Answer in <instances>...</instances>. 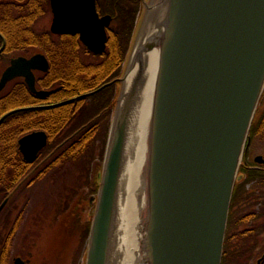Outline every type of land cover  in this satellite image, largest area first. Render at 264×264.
Instances as JSON below:
<instances>
[{"label":"water","instance_id":"1","mask_svg":"<svg viewBox=\"0 0 264 264\" xmlns=\"http://www.w3.org/2000/svg\"><path fill=\"white\" fill-rule=\"evenodd\" d=\"M96 0H50L51 33L79 35L98 54L105 49L108 17ZM2 41L0 54L5 47ZM157 52L144 160V202L138 216V264H221L230 202L251 125L264 93V0H148L119 79L84 264H117L120 207L137 121ZM43 54L17 56L1 72L0 91L24 78L37 96L35 70ZM0 117V124L21 111ZM47 144L43 131L18 140L28 163ZM137 230V229H136ZM15 264H23L17 259Z\"/></svg>","mask_w":264,"mask_h":264},{"label":"flooded vegetation","instance_id":"2","mask_svg":"<svg viewBox=\"0 0 264 264\" xmlns=\"http://www.w3.org/2000/svg\"><path fill=\"white\" fill-rule=\"evenodd\" d=\"M49 1L50 0L46 1L47 4H42L41 2L39 4L38 14L42 15L38 18L39 21L37 23H44V25L40 26V31H38V33L46 32L54 37L69 36L75 38L78 41L76 43H66L63 45H59V43L55 44L54 51L59 50L60 46H63L65 49L77 48L79 50L78 58L71 59L70 63L72 65H62L60 64L62 62L61 60H53L51 62L48 56L42 52L40 46H29L25 52L18 55L12 54L7 56L5 61L2 62V64L6 63L4 69L9 65L10 60L17 56L29 58L40 53L43 54L47 60V69L45 71L35 70L33 74L35 77V88L37 90L48 91L49 94L47 96L39 97L32 93L22 77L11 82L13 83L19 80L24 84L23 86L26 91L36 98L35 104L26 105L24 107L58 104L92 92L105 84L111 83V85L90 96L75 99L72 103L70 102L53 107L68 108L70 111H76L78 116L86 112L91 113V115L85 118V121L71 134H68L61 142L54 144L51 149L48 147L50 143L52 144L51 137L44 131L47 136V144L39 151L36 161L29 164L32 165L31 168L38 167L37 171L39 172L40 170L42 171L47 162L53 160V158L59 154L60 149L63 147H68V153L72 155L74 152L82 153L81 150H83L84 147L88 149L93 147L95 150L93 165L95 167L99 162V154L101 151L103 155L100 161L101 163L103 162L107 142L106 136H103V131L107 124V114H110L109 122H111L114 111L113 101L116 96L117 88L120 85L119 79L122 77L121 67L124 62V56L119 53L118 44L124 32L130 33V38H132L140 21L141 14H143L144 3L148 2V0L95 1V10L99 19L104 17H108L109 19V24L105 27V49L98 54L90 51L85 44L80 42L78 34L51 33L53 11ZM54 55L57 56V54ZM48 75L50 76L49 78ZM46 78L57 84L69 81H94L100 82L101 84L92 88V90L90 89L72 95L69 94V90L65 89L61 84H55L48 88L42 87L40 84ZM61 88L65 90L62 89L63 91H61ZM106 89H108V91H103ZM258 105L251 125L248 144L238 172V178L233 188L230 208L228 209L229 214L225 240H223L224 246L222 261H220L221 264H264V93ZM75 123L76 119L66 127L65 131L72 128ZM20 155L22 157V154ZM72 155L68 157L64 156V158L73 159ZM22 160L27 163L23 157ZM77 190L80 195L78 204L82 203L83 206H87L83 216L85 218L86 211L94 207L95 200L91 201L92 196L89 194V188L82 187ZM13 195L11 191L0 195V224L3 226L8 224L10 218L9 206L11 205L10 202ZM94 195H96V193ZM9 242V233L0 236V264H15L18 259V257L10 258L8 251Z\"/></svg>","mask_w":264,"mask_h":264},{"label":"trees","instance_id":"3","mask_svg":"<svg viewBox=\"0 0 264 264\" xmlns=\"http://www.w3.org/2000/svg\"><path fill=\"white\" fill-rule=\"evenodd\" d=\"M47 0H0V34L5 39V49L0 55V63L5 61L7 56L12 54H20L25 52L29 46H40L42 52L48 56L49 60L62 61V65H72L71 59L78 58L79 50L77 48L65 49L60 46L59 50L54 51L55 44L63 45L66 43L78 42L72 37H54L49 33H38L35 29V24L38 18L42 14L39 12V4H47ZM136 33V30H135ZM132 38L130 33H123L122 38L119 41L118 49L119 53L124 56V62L121 67V75L124 72V68L131 51L134 37ZM1 45V40H0ZM54 54H57L55 56ZM56 61V62H57ZM2 65V64H0ZM1 72V66H0ZM51 75V74H49ZM48 75V78L50 77ZM52 76V75H51ZM46 78L41 82L42 87H51L57 83H53ZM65 89L69 90V94H78L92 88L99 86L100 82H80L69 81L58 83ZM24 84L19 80L14 81L4 91L0 92V117L14 108L24 107L26 105L35 104L36 98L28 93L23 86ZM61 88V91L65 90ZM108 91V89L103 90ZM119 87L117 88L116 96L113 101V108L116 105V99L118 97ZM98 95V94H97ZM76 113V114H75ZM91 113L86 112L78 116L77 112L70 111L68 108H53L34 110L27 112L16 113L0 124V195L8 191L19 190L23 186L28 185L33 180H37L44 175V173L50 171L56 172L68 164H74L80 168V180L81 183L75 188H69L65 192L66 198L64 201L65 210L71 209L73 198L78 193V188H89V194L94 195L97 193L100 172L102 168L103 152L101 151L98 164L93 165L95 150L93 147L88 149L84 147L81 152H74V154L68 153V147L60 149L59 154L46 163L42 171L38 172L37 168H31L32 165L25 163L18 150L17 141L22 135L32 132L34 130L45 131L52 140V144L48 145L49 149L54 144L61 142L68 134H71L81 123L85 121V118L90 116ZM109 117L107 114V124L103 131V136L107 138L109 131ZM76 119V123L73 127L66 130V127ZM64 134V135H63ZM63 135V136H62ZM73 156V159L64 158V156ZM97 167V168H96ZM10 172V173H9ZM65 197V196H64ZM93 210V208H92ZM92 210L86 212V216L78 217L72 213L67 216L66 220L70 221V227L75 230L81 231V240L86 242L90 229V220L92 217Z\"/></svg>","mask_w":264,"mask_h":264},{"label":"rangeland","instance_id":"4","mask_svg":"<svg viewBox=\"0 0 264 264\" xmlns=\"http://www.w3.org/2000/svg\"><path fill=\"white\" fill-rule=\"evenodd\" d=\"M43 25L36 23V31ZM0 66L2 70L6 63ZM53 169L14 193L10 218L6 226L0 224V236L9 233L10 258L19 257L25 264H84L87 239L81 240V231L71 228L66 218L70 213L83 217L87 206L78 204V194L72 208H64L66 190L81 183L80 168L68 164Z\"/></svg>","mask_w":264,"mask_h":264},{"label":"bare ground","instance_id":"5","mask_svg":"<svg viewBox=\"0 0 264 264\" xmlns=\"http://www.w3.org/2000/svg\"><path fill=\"white\" fill-rule=\"evenodd\" d=\"M148 79L145 86L137 121L131 157L126 173L123 197L120 207V223L117 264H138L140 252L138 247L139 231L138 216L144 202V160L146 150V136L150 116L152 82L156 66L157 52L148 56ZM137 229V230H136Z\"/></svg>","mask_w":264,"mask_h":264}]
</instances>
